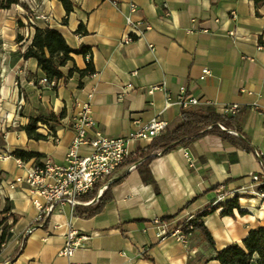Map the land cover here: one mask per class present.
Instances as JSON below:
<instances>
[{
    "label": "crops",
    "instance_id": "obj_1",
    "mask_svg": "<svg viewBox=\"0 0 264 264\" xmlns=\"http://www.w3.org/2000/svg\"><path fill=\"white\" fill-rule=\"evenodd\" d=\"M20 2L28 10L0 11V222L10 216L17 220L0 250V264H189L198 259L218 264L213 261L217 252L241 245L252 230L264 227V202L255 197L261 184L254 182L264 176L255 156H264V0H69V16L56 0ZM129 4L137 12L131 13ZM33 11L49 18L38 29L57 31L73 51L88 49L93 76L68 77L73 68L87 67L83 56H74L62 69L65 79L56 91L40 84L45 75L37 61L23 58L36 29L25 26L23 15ZM127 18L143 21L150 30L123 45ZM81 27L84 36L78 34ZM204 72L210 75L201 80ZM153 87L160 90L149 94ZM181 89L200 101L196 110L223 115L237 107L234 125L254 152L210 135L190 149L155 159L146 173L153 183H146L139 170L128 173L112 189L113 201L94 218H76L74 208L63 204L37 223L29 188L14 183L37 166H65L74 139L72 120L83 106L91 105L89 137L122 138L133 122L154 118L167 122L172 132L182 124V110L166 109L167 95L175 99ZM62 112L66 117L54 132L39 126L46 141H31L22 131L38 114ZM150 144L138 143L132 150ZM16 151L41 159L23 163L13 157ZM235 198L240 210L233 217L219 209L204 219L214 248L198 233L185 244L159 238L152 225L168 220L172 230ZM6 208L10 212L2 216ZM70 226L86 238L71 262L59 255Z\"/></svg>",
    "mask_w": 264,
    "mask_h": 264
},
{
    "label": "trees",
    "instance_id": "obj_2",
    "mask_svg": "<svg viewBox=\"0 0 264 264\" xmlns=\"http://www.w3.org/2000/svg\"><path fill=\"white\" fill-rule=\"evenodd\" d=\"M63 6L64 10L69 16L73 12V5L69 0H56ZM15 6H20L28 10L27 6L22 4L20 0H0V11L11 10ZM66 23V21H65ZM80 36L85 35V30L81 27L78 30ZM89 53L85 47L82 51H73L69 48L64 37L55 30L49 28L35 29L30 47L24 54V60H35L38 63L39 69L45 75V78L50 83H56L52 89L54 91L58 88V83L65 79L62 69L74 62V56L85 57ZM87 67L83 71L73 68L69 72V78L77 73L81 79L91 77L95 74V69L91 62L86 63ZM81 87V86H80ZM66 117V113L62 112L59 115L54 113L38 114L30 118L29 124L22 128L28 139L34 142H43L47 137L38 132L39 126L47 127L50 132H54L55 128L61 124V121ZM235 131L238 137L230 135V132ZM216 136L223 141L240 148L247 152H254L249 141L240 133L238 128L234 125L233 116L218 115L212 111L190 110L182 112V124L174 131H166L161 137L155 139L148 147L136 150L133 155L126 162V165L134 166L135 170H139L143 176V180L148 183L152 182L149 172L150 164L159 156L169 154L180 148L190 149L193 144L207 136ZM13 157L23 163H29L34 159H41V155L16 151ZM120 181H114L108 189L101 195V185L95 186L94 190L79 199V204L74 207V217L81 219H92L101 214L106 206L113 201L112 189L118 185ZM153 183V182H152ZM219 209H223L222 216L233 217L235 210H240L238 198L233 199L227 203H221L210 211H205L194 218H192L185 225L177 227L181 229L186 236L198 233L211 247H215L214 240L204 224V219L209 215L215 213ZM10 212L6 208L2 216ZM241 214H243L241 212ZM13 219L11 225L9 220ZM168 221V220H163ZM17 220L14 216L8 219H3L0 222V250L2 246L6 245L11 237V230L16 225ZM149 261H153L148 259ZM218 264H264V227L252 230L248 236L243 240L242 244H234L222 251L217 252L213 259ZM210 261H203L198 259L191 261L189 264H209Z\"/></svg>",
    "mask_w": 264,
    "mask_h": 264
},
{
    "label": "built area",
    "instance_id": "obj_3",
    "mask_svg": "<svg viewBox=\"0 0 264 264\" xmlns=\"http://www.w3.org/2000/svg\"><path fill=\"white\" fill-rule=\"evenodd\" d=\"M131 13L137 12V6L129 4ZM26 27L35 29L39 22H48L49 18L33 11L31 14L23 15ZM233 21L237 20L235 13L231 14ZM126 28L129 32L128 37L122 42L123 45L132 44L135 40L141 39L144 32L150 30V26L143 21H133L126 19ZM206 32V31H204ZM235 33L231 32V36ZM85 47L80 46L79 51ZM152 49V47H151ZM85 62H91V56L87 54ZM209 72H204L201 80L209 76ZM41 85L53 88L56 83H50L46 78L40 81ZM59 84V83H58ZM160 90V87L149 89V94ZM186 90L181 89L179 95L173 99L167 95L166 109L178 106L182 112L196 110L201 106L199 100L187 97ZM210 105L209 102H205ZM237 107L226 108L224 115L234 116ZM94 127L91 119V105L83 106L72 120V131L74 139L66 155L65 166L57 167L50 164L37 166L29 170L25 178H18L15 185H26L31 193L33 206L38 212L37 223H42L45 216L51 214L58 206L68 204L74 208L79 204V199L92 192L98 184L101 185L100 194L108 189V186L114 181H120L128 173L135 171L134 166L126 165V162L135 151L132 147L138 143H152L155 139L161 137L168 129V123L160 118H154L147 124L133 122L131 132L122 138L110 139L101 133H95L89 137V131ZM230 135L238 137L235 131ZM83 149L89 150V154L83 155ZM257 161L264 167V156L255 152ZM254 182L261 184L255 193V197L264 202V176L255 178ZM157 230L159 238L171 237L179 243L185 244L188 237L181 229L170 230V224L167 221L155 220L152 222ZM34 228L27 233L30 234ZM84 236H80L71 226L65 236V246L60 252V256L72 261L76 252L82 247Z\"/></svg>",
    "mask_w": 264,
    "mask_h": 264
}]
</instances>
